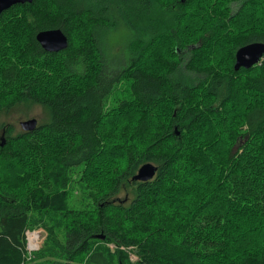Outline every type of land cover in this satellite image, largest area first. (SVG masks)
Returning a JSON list of instances; mask_svg holds the SVG:
<instances>
[{
  "label": "trees",
  "instance_id": "obj_1",
  "mask_svg": "<svg viewBox=\"0 0 264 264\" xmlns=\"http://www.w3.org/2000/svg\"><path fill=\"white\" fill-rule=\"evenodd\" d=\"M52 28L66 49L37 42ZM254 41L264 42V0L4 11L0 116L29 103L50 120L5 128L0 264H264V56L234 70ZM145 162L154 177L132 181ZM37 228L46 236L28 252L25 232Z\"/></svg>",
  "mask_w": 264,
  "mask_h": 264
},
{
  "label": "water",
  "instance_id": "obj_2",
  "mask_svg": "<svg viewBox=\"0 0 264 264\" xmlns=\"http://www.w3.org/2000/svg\"><path fill=\"white\" fill-rule=\"evenodd\" d=\"M33 0H0V15L16 4L30 3ZM40 46L48 52H58L64 50L68 46V38L60 28H52L41 30L35 36ZM264 56V42L254 41L239 47L235 52L234 70L240 68H250L258 63ZM21 130L33 131L38 126L36 118L22 120L19 123ZM5 140L1 139L0 145H4ZM157 166L151 162L141 164L132 175V181H148L152 179L156 173ZM46 235V232L43 231ZM45 237V236H44ZM96 238H104V235L97 234Z\"/></svg>",
  "mask_w": 264,
  "mask_h": 264
},
{
  "label": "rangeland",
  "instance_id": "obj_3",
  "mask_svg": "<svg viewBox=\"0 0 264 264\" xmlns=\"http://www.w3.org/2000/svg\"><path fill=\"white\" fill-rule=\"evenodd\" d=\"M119 39H120L119 34H114V35L112 34L109 36L108 39H106V43H107L108 47L114 48L116 45L121 43V41H119ZM108 50H110V52H109L110 61L113 64L117 60L116 59L117 54L113 51L117 50V49H108ZM114 56H115V58H114ZM29 118H36L39 124L44 123V122H48L50 120V116H49L46 108H44L43 106L38 105V104H29V103L18 104L16 106L12 107L11 109H9L8 112L2 113L0 116L1 122L5 124L3 130L5 128L11 129L13 132L12 134L20 133V131H21V128L19 126L20 121L26 120ZM8 126H10V127H8ZM3 130H2V132H3ZM2 132L0 130V142H1V139L5 140L4 137L6 135H8L6 132L3 135ZM122 197H123V192L118 195V198L122 199ZM33 230H41L42 232L45 231L43 228H37V229H33ZM44 236H46V235L44 234ZM43 239H44V237L42 238L41 243H42ZM130 256H131L132 260L136 259V256L134 254L131 253Z\"/></svg>",
  "mask_w": 264,
  "mask_h": 264
},
{
  "label": "built area",
  "instance_id": "obj_4",
  "mask_svg": "<svg viewBox=\"0 0 264 264\" xmlns=\"http://www.w3.org/2000/svg\"><path fill=\"white\" fill-rule=\"evenodd\" d=\"M26 248L28 252H32L39 248L43 236L41 230H27L25 232Z\"/></svg>",
  "mask_w": 264,
  "mask_h": 264
},
{
  "label": "flooded vegetation",
  "instance_id": "obj_5",
  "mask_svg": "<svg viewBox=\"0 0 264 264\" xmlns=\"http://www.w3.org/2000/svg\"><path fill=\"white\" fill-rule=\"evenodd\" d=\"M2 132V131H1ZM2 134L4 135L5 134V129L3 130Z\"/></svg>",
  "mask_w": 264,
  "mask_h": 264
}]
</instances>
